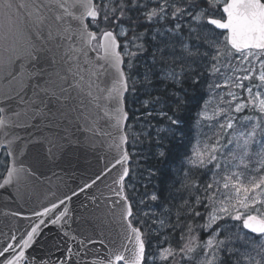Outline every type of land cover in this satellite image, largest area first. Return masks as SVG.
<instances>
[{
	"label": "snow or ice",
	"instance_id": "1",
	"mask_svg": "<svg viewBox=\"0 0 264 264\" xmlns=\"http://www.w3.org/2000/svg\"><path fill=\"white\" fill-rule=\"evenodd\" d=\"M0 21V264H264V0Z\"/></svg>",
	"mask_w": 264,
	"mask_h": 264
},
{
	"label": "water",
	"instance_id": "2",
	"mask_svg": "<svg viewBox=\"0 0 264 264\" xmlns=\"http://www.w3.org/2000/svg\"><path fill=\"white\" fill-rule=\"evenodd\" d=\"M21 31L23 32V29H21ZM9 33V25L7 24V22L4 21H0V55H4L6 54L5 52V47L3 46L4 41L5 40H10L11 37L8 35ZM24 37L27 36L26 32H23ZM107 151L106 149H102V152ZM111 157H105L104 155L101 156V163L99 165L100 168H103L105 163H109ZM109 166H111V164H109ZM115 175V173L113 174ZM112 180V177H108L103 184H108L110 181ZM103 184L101 186H103Z\"/></svg>",
	"mask_w": 264,
	"mask_h": 264
}]
</instances>
